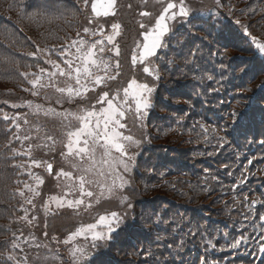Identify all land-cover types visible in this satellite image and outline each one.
<instances>
[{
	"label": "trees",
	"instance_id": "16d2710c",
	"mask_svg": "<svg viewBox=\"0 0 264 264\" xmlns=\"http://www.w3.org/2000/svg\"><path fill=\"white\" fill-rule=\"evenodd\" d=\"M132 1L138 0L124 7L129 8ZM210 3V11L182 22L168 50L159 52L162 88L173 96V107H165L169 116L152 114L149 124L161 132L159 139L172 140L156 145L188 144L186 138L195 137L191 131H197L199 147L216 150L220 162L229 161V166L237 161L243 172L230 188L222 190L219 170L210 165V153L201 148L192 151L197 164L211 168L203 173L180 159L183 151L174 149L167 157L152 149L153 161L146 166L144 160L139 161L143 183L133 193L151 226L145 228L143 219L136 218L134 227L115 234L103 251L106 264H139L140 247L141 264H168L165 257L173 264L177 257L194 264L196 256L207 259L206 264H264L259 251L264 244V144L260 143L264 140V91L259 94V85L264 86V54L257 52L245 34V29L252 36L256 33V42L264 44V0ZM137 11H141L140 0L131 10V19L130 11L125 17L131 33L140 23ZM84 15L77 0H0V92L13 90L22 95L29 74L43 67L42 55L51 52L50 56L62 58L56 53L76 39ZM141 23L145 25L143 19ZM4 97L0 95V100ZM4 109L0 105V264H15L7 258L17 259L11 224L22 205L19 191L28 180L27 159L17 154L15 130L3 118ZM254 112L259 115L251 117ZM186 117L191 125L181 123ZM162 206H170L171 212H161ZM202 214L210 218V224ZM241 237L246 243L232 248Z\"/></svg>",
	"mask_w": 264,
	"mask_h": 264
},
{
	"label": "snow or ice",
	"instance_id": "6c2138e0",
	"mask_svg": "<svg viewBox=\"0 0 264 264\" xmlns=\"http://www.w3.org/2000/svg\"><path fill=\"white\" fill-rule=\"evenodd\" d=\"M156 2L161 4L162 7L155 17L151 30H147L143 23L140 24L141 28H145L143 42L137 46L139 51L137 55H133L132 63L144 65L142 71L154 77L155 80H159V70L151 66L153 64L151 58L156 57L158 50L167 46L164 38L172 32L170 22L175 21L178 16L188 18L191 15V9L185 0H156ZM143 3L147 4L148 0H143ZM217 3H219V0H217ZM83 4L86 10L90 8L89 23H98L96 18L101 16L116 17L118 15V0H92L91 4H89V0H83ZM140 15L147 17L151 16L152 13L142 11ZM44 19H47V17H44ZM236 23L239 24L240 21L237 20ZM98 27L101 26L98 25ZM111 28L112 34L107 36V43L113 45L118 56L120 50L115 45L114 38L120 34L121 24L114 22L111 24ZM83 33L93 36L97 34L95 30L89 28H84ZM245 34L251 37L256 48L264 54V44L257 43L256 37L252 36L247 29H245ZM79 35L80 33H77V36ZM100 35H103V33L101 32ZM104 45V39L91 44H88L84 39H75L66 47L61 46V50L56 55L63 57V59L60 62L55 60L46 61V63L51 64L52 70L42 68L39 76L35 73L32 74L33 79L29 80V83L35 89L40 84L45 72H47L49 81L56 77H62L65 81L71 83H67L65 87H57L56 91L61 94L67 93L70 98L83 97L97 87L106 86L109 80L116 79L120 73L118 71L119 62H116V71L114 74L109 75V68L112 65L103 56ZM31 55L35 56L36 53ZM49 55H52V53L50 52ZM190 55L195 57L196 52L190 51ZM221 66L223 67V65ZM209 79H212V77L209 76ZM45 86H51V84H41V87ZM154 91V85L150 86L148 83H140L136 79H131L122 89V96L121 90H118L111 97L108 91H103L96 100V103L100 105L99 108L93 105L82 109L80 112L69 114L72 119L78 122V126L74 128L71 125L67 126L64 147L66 148V156L71 158V166L76 170V175L74 176L72 171L63 170L58 174L57 179L64 177L68 183L65 185L66 192L60 197H52L57 208L67 206L71 209H80L83 206L84 209H90L93 207V201L99 203L100 199L106 195L112 196L114 193L125 189L129 184L126 174L129 173L131 168L135 167V154H130L129 148L134 144L139 146L141 141L135 140L133 136L125 135L120 131V129L126 127L122 123V120L126 117L124 106L128 105L129 109L134 110L138 118L143 120L147 110L152 107L151 97ZM33 94L36 95L38 92L33 91ZM131 103H134V109H131ZM67 118L68 116H65V119ZM4 119L8 120L9 117L5 115ZM27 122L25 120V123ZM17 139H19L18 136ZM25 139H29V137L25 136ZM49 139L52 138L49 137ZM221 139L224 143H227L226 138ZM260 143L264 144V140ZM30 153L31 149L25 153L17 154L30 155ZM32 163L36 167L41 165V161L33 160ZM46 167L47 171L51 173L52 164L48 163ZM29 175L32 174L29 173ZM34 179L37 186L43 183L39 176L34 177ZM24 187L34 195L39 194L31 185L25 184ZM19 195L24 197L25 192L20 190ZM69 196L72 198L69 199ZM121 199L127 202L128 208L133 206L128 196H122ZM25 203L32 204V199L26 197ZM127 215V212L119 213L115 211L110 214L99 215L95 223L81 225L71 232L62 243L71 245L70 255L73 264H106L102 259L103 251L114 241L116 237L113 234L119 233ZM24 219L27 220V216ZM152 223H159V220L152 221ZM145 224L151 226L148 221ZM45 236H47V233H45ZM78 238L89 240L92 251L74 243ZM242 243H246L243 237L235 239L231 247L238 248ZM40 246L39 244L36 245V247ZM13 247L18 248L19 245L13 244ZM259 251L264 254V244H261ZM7 259L14 261L15 264H21V261L12 255H9Z\"/></svg>",
	"mask_w": 264,
	"mask_h": 264
},
{
	"label": "rangeland",
	"instance_id": "374dc122",
	"mask_svg": "<svg viewBox=\"0 0 264 264\" xmlns=\"http://www.w3.org/2000/svg\"><path fill=\"white\" fill-rule=\"evenodd\" d=\"M189 1V0H186ZM79 4L83 8L85 15L83 19L82 29L79 31L80 35L76 37V39H84L88 44H91L95 41H98L100 39L105 40V51L103 53V56L106 60L110 62L112 67L109 68V75L114 74L116 71L115 64L116 62H119V73L120 75L114 79V82L110 86V90L108 91L110 94V97L115 95V93L118 90H121V96L122 88L121 85L124 82H128L131 79H136L140 83H148L150 86H155V91L152 94L151 97V104L152 107L147 110V113L143 120L139 119L138 116L135 114L134 110H130L128 105H125L126 110V117L122 120V123L126 125L124 129H120L125 135H131L135 140L141 141L139 146H136L135 144L132 145L129 148L130 154H135V167L131 168L129 173L126 174V179H128L129 184L123 189L122 191H118L114 193L112 196H105L100 199L99 203H95L93 201V207L90 209H84L83 206H81L80 209H71L67 206L57 208L55 201L52 200V197H60L64 192L67 191L65 188V185L68 183V181L64 177H60L57 179L58 174L60 171H72L73 175H76V170L72 168L71 166V158L66 156V148L64 147L65 142V133L68 130L69 125L71 127L78 126V122L71 118L69 114H74L77 112H80L82 109L89 108L93 105H95L96 108H99L100 105L96 103L97 97L103 92L102 90L105 87H107L110 82L113 80H109L106 86H100L97 87L94 91L88 92L83 97H68L67 93L61 94L58 91H56V88L50 89L49 87L41 88L39 90L38 88H35L33 91H36L39 94H36L29 99H24L18 103L13 104L12 107L14 110L19 112H14L11 119L14 120L16 125H19L20 134L22 138L24 139L25 143H22L18 140V142L25 148L26 152L31 149L30 155H28L29 159H31V168L33 170L36 169V166L32 163L33 160L41 161L42 170L39 174L36 176H39L42 178L44 175L47 176V180L49 183V186H46L45 188H42L41 190H38L37 182L34 179V189L40 191V196H38V200L36 202L35 208H32L33 214L30 215V218H33L34 224H33V230L34 231H40L41 234L48 240L45 243L44 249H41L40 247L35 246L31 249L34 254H40L41 252L45 251V260L44 261H38L33 260L30 249L27 246L26 240L24 238L23 233H17L13 231V236L15 237L16 244L19 245L18 248V258L17 260L21 261V264H73L72 257L70 255V248L71 245H64L62 241L65 238L57 239L55 241H52V239L47 235L45 236V233H47L46 230L43 228V218L40 212V208L46 205L50 209L52 213H58V212H74V214H67L65 217H61V220L64 222L63 231L64 234L71 233L75 231L79 226L81 225H87L90 223H95L99 215H105L110 214L111 212H119V213H125L127 212L128 215L125 218L124 224L121 226V228L127 224H131L134 222V220L140 219L141 221L143 219L145 228L146 226V218L148 221V216L145 214L144 206L141 208V206L137 207L135 210V214H132V210H126L127 202L122 201V196H128L129 200H134L133 194L125 195V192L128 188H131L133 186V179L136 176L137 181L134 182L135 189H139L142 187V178L143 173H137L135 174V170L137 167L138 158L141 155V160H144L145 163L143 165H148L151 161L154 160V156L148 151L149 147L154 146H145L147 141V124H148V118H149V112L151 109H155L156 111L155 116L156 118H159L161 116H169L171 112L167 111L165 109L166 105L173 107L172 104V95H168V93H165L163 91V83L159 80H155L154 77L149 76L147 73H144L142 71V68L144 65L140 63L133 64L132 63V57L133 55H137L138 51L135 47V43L133 42L134 38L137 37V35L140 32V29H137L136 32L131 33L127 32L124 33L123 30L127 31V29H124L125 26H121L120 34L118 36H115L114 41L115 45L119 47L120 54L117 56L114 50V47L112 44L107 43V36L112 34V28H111V20L115 17H98L96 18L98 23H89L90 19V8L85 9L83 0H78ZM92 0H89V4H91ZM147 7H150L147 10L152 13V15L159 14V11L162 7L161 4L157 3L156 0H148V3L145 4ZM196 12V11H195ZM121 13V9L118 7V15ZM94 15V14H93ZM117 15V16H118ZM116 16V17H117ZM141 20V17H140ZM155 20L147 21L145 23L146 27L151 28L154 24ZM100 25L101 27H98ZM89 28L90 30H95L96 35L91 34H84L83 29ZM103 33V35H100V33ZM253 35H257L253 32ZM256 37V36H255ZM120 39V40H119ZM141 44V42L139 43ZM253 50H255V47H251ZM153 61L152 67H156L155 64V57L151 58ZM49 61V60H48ZM49 68H51V64L47 63ZM52 70V69H51ZM103 75V73H101ZM56 78H54L52 81H55ZM62 85L60 87H65L67 83H71L70 81H65L64 78H62ZM260 86V85H259ZM32 91V93H33ZM98 92V93H97ZM12 93V92H9ZM37 109H39L37 111ZM131 109H134V103H131ZM65 116H68L67 119H65ZM25 120L28 122L25 123ZM158 121V120H156ZM149 133L151 134L152 138L150 141L152 143H158L161 142H172L169 138L159 139V134L161 132L156 133L155 130L152 128V125L149 128ZM18 134L16 135L17 139ZM25 136L29 137V139H25ZM51 137L52 139H49ZM168 137V136H167ZM43 141V143L46 146V156L45 158H38L34 157L36 154L35 147L39 142ZM192 144L196 145L197 141L192 140ZM172 146H177L179 148L189 150L190 146L187 145V143H178V144H171ZM145 146V147H143ZM142 149V150H141ZM146 149V150H145ZM155 149V148H154ZM145 150V151H144ZM160 151H156V154H159ZM173 158L177 160V156L173 155ZM180 159L183 160L184 163L196 166L201 172L206 173L207 169L205 166H201L197 164L194 160L193 153L182 155ZM51 163L52 168L54 170L53 174H49L47 171V164ZM142 163V162H141ZM29 166H25V171H28ZM25 172V173H26ZM34 176V177H36ZM94 191L96 189H93ZM142 193V191H141ZM31 197L33 200L32 193ZM69 199L72 197L69 196ZM87 199V198H86ZM205 203H208L206 201ZM116 208L113 211L107 212V210ZM162 209H164L167 213L171 212L170 206H162ZM144 210V213H143ZM140 215L142 216H139ZM146 216V217H145ZM21 218V217H20ZM19 218V219H20ZM39 220H42L41 227H37V222ZM22 221H24L22 219ZM137 221V220H136ZM14 228V225H13ZM128 228L123 230L120 234L124 233ZM72 229V231H71ZM33 239L35 240V233L33 236ZM74 243L79 244L80 246L91 250V242L89 240H83L78 238ZM40 244V242L38 243ZM137 258L139 264H141V247L137 253ZM168 264H173V261L167 257H165V260ZM176 263H178L175 260ZM185 261H182L181 264H185Z\"/></svg>",
	"mask_w": 264,
	"mask_h": 264
},
{
	"label": "bare ground",
	"instance_id": "6f19581e",
	"mask_svg": "<svg viewBox=\"0 0 264 264\" xmlns=\"http://www.w3.org/2000/svg\"><path fill=\"white\" fill-rule=\"evenodd\" d=\"M77 4H79V2H77ZM171 22H172V26L171 27H174L176 21H171ZM171 22H170V24H171ZM44 58H46L47 61L49 60L47 54H44ZM42 68L46 69V70H51L52 69V68H49L48 65H45ZM39 74H40V71H38L37 75L39 76ZM31 79H33V77L32 78H28V80H31ZM41 84H43V85L51 84V86H45V87H49L50 89H54L56 87H60L63 84L62 83V77H56L55 81H49L48 76H47V72H45L44 75H43V78L40 81V84H38L36 86V88H38L39 90H41V88H45V87H41ZM33 90L34 89H32V91ZM38 94L40 95V93H38ZM24 99H28V98L23 97L18 102H20V101H22ZM19 111L20 110H18V111L15 110L14 112H19ZM258 115H259L258 112H254L252 117H257ZM14 125H16L15 122H14ZM18 137H19V139H17V140L21 141L22 143H25L24 139L22 138V136L20 134L19 127H18ZM17 149H18V151L20 153H25L26 152L25 148L19 142L17 144ZM35 149H36V154L34 155V157L45 158L47 149H46V146L43 143V141L39 142L37 144V146L35 147ZM25 156L27 158V163L24 165V170H25V166L26 167L29 166L27 168L28 171L27 172L25 171L26 174H27V178H28V185H31L34 188V185H35L34 184V176H36L37 174L40 173V171L42 170L43 166L36 167V169L33 170L31 168V163H30L31 159H29L28 155H25ZM29 173H31L32 175H29ZM41 179L43 180V183L38 186V190H41L42 188H45L46 186H49V183H48L46 175H44ZM38 190H36V192L39 193L38 195H34L32 193V195H33L32 204L25 203V198L26 197L27 198H31V199H32V197H31L30 192L27 191V189L24 191L25 192V196L21 197L23 214H22L21 218L18 219L16 221V223L14 224V228L20 230L24 234V238L26 240L28 248L30 249V252H31L33 260L34 261L35 260L44 261L45 260V255H44L45 251L41 252L40 254H34L32 252V250H31L35 246V243H36V245H38V243L40 242L39 245H41L40 246L41 249H44L45 243H46V238L43 236V234H41L40 231H34L33 230L34 220H33V218L29 217L30 215L33 214V211L31 209L35 208L36 202L38 200V196H40V194H41L40 191H38ZM25 216H27V220L24 219ZM22 219L24 221H22ZM36 224H37V227L40 228L41 224H42V220H39ZM34 233H35V240L33 239Z\"/></svg>",
	"mask_w": 264,
	"mask_h": 264
}]
</instances>
